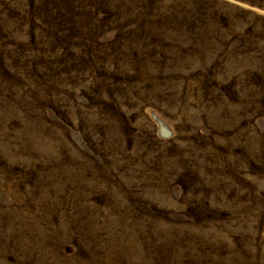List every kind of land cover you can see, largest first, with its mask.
I'll return each instance as SVG.
<instances>
[{
	"label": "rangeland",
	"instance_id": "1",
	"mask_svg": "<svg viewBox=\"0 0 264 264\" xmlns=\"http://www.w3.org/2000/svg\"><path fill=\"white\" fill-rule=\"evenodd\" d=\"M0 264H264V0H0Z\"/></svg>",
	"mask_w": 264,
	"mask_h": 264
}]
</instances>
